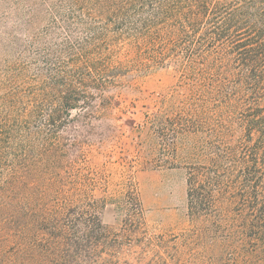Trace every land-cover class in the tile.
I'll list each match as a JSON object with an SVG mask.
<instances>
[{"label":"trees","instance_id":"obj_1","mask_svg":"<svg viewBox=\"0 0 264 264\" xmlns=\"http://www.w3.org/2000/svg\"><path fill=\"white\" fill-rule=\"evenodd\" d=\"M0 54L14 56L0 63V176L19 172L32 128L46 119L57 154L76 162L66 157L79 144L62 140L61 131L92 124L87 88L117 72L173 63L189 92L169 96L147 134L155 164L185 167L190 219L213 225L198 234L227 229L238 237L236 248L264 251V0H0ZM31 65L44 78L30 75ZM64 181L56 175V184ZM55 191L60 198L46 215L59 264L80 257L120 264L123 236L142 231L137 193L128 191L120 204L140 223L121 236L104 225L94 202L77 204ZM90 220L97 226L87 232L70 226Z\"/></svg>","mask_w":264,"mask_h":264},{"label":"rangeland","instance_id":"obj_2","mask_svg":"<svg viewBox=\"0 0 264 264\" xmlns=\"http://www.w3.org/2000/svg\"><path fill=\"white\" fill-rule=\"evenodd\" d=\"M54 42L58 40L48 41ZM29 56V62L36 59ZM5 58L14 60L13 55L0 54L2 66ZM28 73L40 78L47 74L37 72L35 65ZM115 74L109 83L87 88L93 95L88 109L92 124L77 131L60 129L62 140L69 137V142L79 144H73L66 157L77 156L76 162L64 163L65 155L57 154L59 149L50 136L54 131L46 119L42 129L32 128L34 135L26 145L19 172L11 176L6 171L0 176V182L4 181L0 187V264L60 263L57 239L47 229L54 223L46 215L58 197L56 187L74 203L94 202L104 225L121 236L140 223L128 218L129 212L120 204L128 191L137 193L144 207L142 231L125 233L120 264H264V251L236 248L238 237L227 229L198 234L196 228L213 225L190 219L185 167L155 164L156 146L147 134L158 125L165 100L189 92L182 72L166 63ZM4 92L0 87V97ZM80 112L77 108L71 114ZM57 174L64 176V186L56 184ZM71 225L87 232L85 228L97 226V221H73ZM78 262L86 264L82 257Z\"/></svg>","mask_w":264,"mask_h":264}]
</instances>
